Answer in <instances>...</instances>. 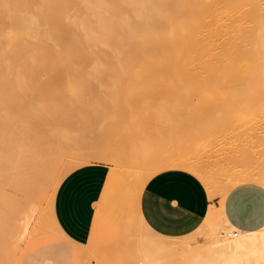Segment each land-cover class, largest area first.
<instances>
[{
	"label": "rangeland",
	"instance_id": "1",
	"mask_svg": "<svg viewBox=\"0 0 264 264\" xmlns=\"http://www.w3.org/2000/svg\"><path fill=\"white\" fill-rule=\"evenodd\" d=\"M217 1L221 23H228L236 12L253 10L246 0L238 5ZM256 8L264 12V0ZM256 23L250 20L245 25L255 29ZM258 59L263 60V54ZM51 65L47 60H26L24 69L14 70L0 94V212L13 216L10 238L18 254L13 264H188L197 259L196 254L215 247L231 202L238 219L264 220V111L249 117L236 112L228 126L214 127L213 137L185 148L190 132L183 122L169 125L159 109L164 105L179 119L194 105L184 102L185 106L174 107L175 100L171 104L160 96L142 97L144 106L150 102L144 109L153 111L137 112L142 125L138 133L143 135L139 141L165 153L142 161L136 150H126L135 142L113 138L120 117L108 111L102 121L92 107L90 89L81 93L87 109L80 110L69 91L82 80L76 74L65 79L52 73ZM81 65L72 62L67 68ZM147 117L154 119L147 122ZM181 156L186 166L178 163ZM171 168H184L197 176L206 173L201 177L208 179L204 183L216 200L217 206L190 233H161L150 226L141 209L145 183Z\"/></svg>",
	"mask_w": 264,
	"mask_h": 264
},
{
	"label": "bare ground",
	"instance_id": "2",
	"mask_svg": "<svg viewBox=\"0 0 264 264\" xmlns=\"http://www.w3.org/2000/svg\"><path fill=\"white\" fill-rule=\"evenodd\" d=\"M246 2L253 5L252 11L236 12L228 23H221L217 0L210 4L206 0H0V94L26 60H47L52 73L65 79L76 74L82 80L69 91L80 110L87 109L81 93L90 89L93 106H89L95 107L102 121L108 111L120 117L113 138L135 142L126 150H136L142 161L165 153L139 141L143 135L138 133L142 125L137 112L151 110L144 109L150 102L144 106L141 98L160 96L180 103L174 102V107L194 105L179 119L168 112L170 108L159 109L169 125L184 123L190 132L184 144L190 148L213 137L214 127L228 126L236 112L249 117L264 111V12L256 8L260 0ZM250 20H256L258 28L246 26ZM72 62L82 67L67 68ZM56 63L64 67L58 69ZM92 79L100 82L93 84ZM129 129L133 134H128ZM177 161L186 166L182 156ZM204 174L198 176L202 179ZM11 219L0 212V264L17 262ZM226 223L213 251L196 254L197 259L191 256L188 264H264V227L244 231L227 218Z\"/></svg>",
	"mask_w": 264,
	"mask_h": 264
},
{
	"label": "crops",
	"instance_id": "3",
	"mask_svg": "<svg viewBox=\"0 0 264 264\" xmlns=\"http://www.w3.org/2000/svg\"><path fill=\"white\" fill-rule=\"evenodd\" d=\"M213 206H217L216 200L210 196L204 181L184 168L166 169L155 174L142 191L143 215L150 226L161 233L192 232ZM236 211L231 202L226 218L236 228L251 231L264 227V220L253 223L250 218L238 219V215L233 214ZM49 251L57 253L54 246H50Z\"/></svg>",
	"mask_w": 264,
	"mask_h": 264
}]
</instances>
